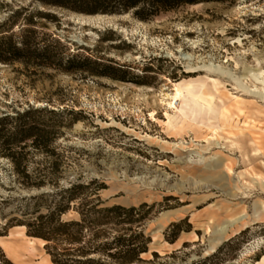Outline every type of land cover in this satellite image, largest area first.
Instances as JSON below:
<instances>
[{
  "label": "rangeland",
  "instance_id": "1",
  "mask_svg": "<svg viewBox=\"0 0 264 264\" xmlns=\"http://www.w3.org/2000/svg\"><path fill=\"white\" fill-rule=\"evenodd\" d=\"M169 5L141 20L0 0L1 57L31 47L0 61V264L53 263L18 227L58 210L86 219V241L142 234L147 252L131 264H262L264 0ZM166 111L184 125L172 139ZM26 113L36 137L10 136ZM73 185L88 187L68 201ZM113 206L137 211L97 225Z\"/></svg>",
  "mask_w": 264,
  "mask_h": 264
},
{
  "label": "trees",
  "instance_id": "2",
  "mask_svg": "<svg viewBox=\"0 0 264 264\" xmlns=\"http://www.w3.org/2000/svg\"><path fill=\"white\" fill-rule=\"evenodd\" d=\"M44 4L53 7H64L68 8L72 5L71 10L84 12L88 14H121L128 13L134 10V15L141 19L146 20L147 16L156 15L161 11H168L174 9L172 5H168L171 1H182V2H192L194 0H41ZM146 3V4H145ZM3 40V39H2ZM1 41V39H0ZM25 49H18L12 43L8 45L7 52L9 57L3 58L0 55L1 62H9L19 60L23 53L26 51H31V47H28L27 43H24ZM2 52V51H1ZM87 61V59H86ZM29 113L24 115H18L16 120L20 121L12 131L8 133L16 138L18 135L22 136L23 140L36 137L37 128L34 125H29L28 123L22 121ZM8 118L1 120L0 124V134L5 131L4 121ZM13 162L16 169L18 168V159L14 152L7 155ZM84 185H73L72 187L63 190L64 193L72 194L68 201L75 199V193L79 189L87 188ZM100 201L99 199H97ZM137 210L135 208H124L121 206H113L110 208H101L99 213L103 216L96 224L106 225L108 223L105 220L109 218L110 215L113 217L129 216L132 215ZM61 210L52 213L49 217L40 216L33 223H22L27 229V236L40 238L46 241L45 248L48 254L51 256L52 262L54 264H104L101 260H95L94 258H88L89 256L96 254L115 259L119 264H131L135 261H140V255L147 252L146 241H138L144 239L142 234H138L135 238L130 237L129 239L119 236L114 239V241H97L98 238L102 237L101 232H98L88 241L85 240L83 236L84 228H87L86 219L79 222H64L61 221ZM93 225V224H92ZM61 245L75 246L73 248H60ZM115 250V251H113ZM76 252L79 256L86 258L81 259H67L68 253Z\"/></svg>",
  "mask_w": 264,
  "mask_h": 264
},
{
  "label": "bare ground",
  "instance_id": "3",
  "mask_svg": "<svg viewBox=\"0 0 264 264\" xmlns=\"http://www.w3.org/2000/svg\"><path fill=\"white\" fill-rule=\"evenodd\" d=\"M184 88H186L190 94L193 93V91H192L193 87L191 84H186L184 86ZM182 96H183V89L180 87H176L175 88V95L173 96V99L175 101H179V100H181ZM165 116H166L167 121L163 125L167 131H170V134H173L170 136L171 139L174 138V136H178L179 134H181L184 131V125L182 123L181 124L177 123L175 117L172 116L169 111H166ZM161 148H163L165 150L173 149V147H171L168 143H165L164 146H161ZM226 167H227L226 169L229 173L233 172V165H231V166L227 165ZM178 215L179 214H176V213H174L173 215H167L166 220L177 219L179 217ZM212 218L213 217H211L210 219H212ZM210 223H211V221H210ZM246 227H248V223L243 221V223L239 224V226L236 228V230L234 232H239L241 230H244ZM18 228L21 229V231L19 232V234H20L19 236L27 239L26 240V247L29 250H31V251L36 250L35 249L36 242H39L41 244V246L45 245L46 242L44 240H42L40 238H34V237L27 236L26 228L24 226H19ZM12 236H13V233H12ZM156 240H157V237L155 236L154 241H156ZM51 264H53V263H51ZM259 264H261V263H259ZM262 264H264V258L262 259Z\"/></svg>",
  "mask_w": 264,
  "mask_h": 264
}]
</instances>
